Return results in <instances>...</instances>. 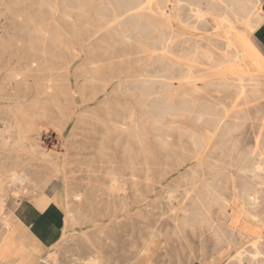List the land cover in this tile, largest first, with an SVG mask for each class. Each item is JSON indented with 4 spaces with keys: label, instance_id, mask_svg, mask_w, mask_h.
Wrapping results in <instances>:
<instances>
[{
    "label": "bare ground",
    "instance_id": "bare-ground-1",
    "mask_svg": "<svg viewBox=\"0 0 264 264\" xmlns=\"http://www.w3.org/2000/svg\"><path fill=\"white\" fill-rule=\"evenodd\" d=\"M97 1L95 10L99 9V12H96L95 26L91 23L90 0H60L61 9H57L56 0H46L43 4L48 10L47 15L52 14L53 17L43 18L41 24L29 21L22 29H12L9 25H5V31L0 34V120L4 122L0 129V139L3 144H7L12 138H17L8 147L9 151L25 150L26 145L23 140L26 139V134L15 129L19 128L22 120L30 114L42 112L53 117L63 115L66 116V123L72 120L75 125L79 122L77 118L87 111L85 108L87 104L108 101L118 107V114L114 116L117 124L109 118L116 131L125 134L128 141L129 138H135L140 148L147 152L150 133L159 144L166 146L167 141L157 131L158 122L163 117L170 119L172 115L177 118L185 115L184 118H188L189 99H191L193 105L196 103L205 108V112L199 113L196 120L204 118L203 122L207 125L209 136L206 135L201 139L190 137L189 142L194 148V156L190 157L185 152L180 153L178 158L172 160L173 165L167 164L166 167L175 165V168H178L185 165L186 160L197 158V161L191 165L200 164L210 169L213 162L207 153L211 140L217 136L221 124L233 113L247 110L237 108L239 104L236 100L241 98L243 103H246L264 96V52L252 42L248 34L234 32L236 29L234 23L237 21L252 24L253 21L263 20L261 0H173L170 8L166 6L167 0ZM201 2L206 5L204 9L198 6ZM216 5L222 6L221 14L213 12ZM154 10L159 11V14H155ZM56 11L75 31L79 30L78 24L81 23L84 24L85 31L93 29L87 38L94 37V33L104 30L116 36L123 44L137 43L138 48L134 53H139L145 57V60L142 61L139 56L130 60L137 66L141 65V71L125 72L126 69L122 67L123 60L116 54L113 55L114 50L103 56L93 54L91 42L68 41L60 45L54 41L53 33L58 29L54 25ZM206 15H215L213 18L219 27L213 29L217 28L218 31H222L221 33L193 36L179 32L173 25L175 20L195 30L199 23L208 22ZM168 16L172 24L169 37L162 31L164 26H160L158 35L154 39L141 31L147 22L165 24L168 22ZM91 24L92 27L89 26ZM211 38L219 39V44L194 42L191 47L176 52L160 49L161 46L156 43L165 39H177L185 43L188 40ZM152 40H156L153 41L155 43ZM158 56L175 58V60L165 59L164 62L163 60L160 62L155 60ZM240 56L251 61L253 70L236 64ZM173 63L181 67V72L176 75L172 73ZM196 63L205 66L204 75L201 76L203 81L201 88L193 81ZM220 71H227L229 75H216V72ZM210 74L216 75L217 80L209 79ZM98 76L101 78L99 79ZM96 80H101V85L91 86ZM210 87L233 89L237 99L231 104H222L207 99L201 102L193 96ZM181 88L184 89L183 93L177 94L175 90ZM111 92L115 94V98L109 97ZM159 93L168 94L171 108L175 109L172 111L178 112L173 114L169 107L159 105L157 103ZM176 97L180 99L178 103L174 100ZM59 101H62V106L57 105ZM132 104H136L137 108L131 107ZM65 105L71 106L69 113L65 111ZM76 110L79 113H76ZM172 121L175 122L176 119L173 118ZM60 134L63 133L60 131ZM178 142L184 141L179 139ZM28 147L32 148L31 145ZM126 148L128 152L131 151L130 145ZM169 148L167 144L165 151L168 154L176 152L175 149ZM35 150L40 157L46 159V154L38 151L37 148ZM249 153L251 155L245 157L238 169L246 170L252 174V177L259 178L255 185L241 186L237 176L233 175L230 177V187L226 184V178L218 184L219 173L208 169L209 172L200 180L202 183L192 189L196 197L204 195L203 198L206 199L205 204L202 202L203 212L197 211L199 214L197 217L194 215L192 205L181 206L179 208L181 213L173 217L175 226L181 230H186L188 226L196 227L197 224L199 230L208 226L211 235L221 247L220 250L240 243L235 247V253L228 264H264V235L258 227L264 225V205L260 206L261 203L258 202L264 194L262 193L264 191V124L257 132ZM134 160V156L129 154L127 164L132 171L138 167ZM29 166L32 164L30 163ZM54 166L55 174L59 173L60 168ZM144 169H149L148 161L144 162ZM8 171L4 180L8 181L9 187L14 184L29 183L32 180L23 168L21 170L12 168ZM144 178L146 181L150 179L147 173ZM129 179L135 183L133 172L129 173ZM111 181L118 182L115 176ZM3 184L0 179V202L7 194L5 192L9 190H3L4 188H1ZM67 187L66 179L59 178L58 188L53 194L42 191L35 197H28V200L39 210L46 206H56L62 198L68 197ZM10 192L15 195L16 189H10ZM21 199L16 198L13 201L20 202ZM121 200H124V197ZM70 216L71 211L67 210V215L63 214L62 219L65 220ZM235 233L240 234V240L242 238L247 240L237 242L234 238ZM83 264H101V261L94 255Z\"/></svg>",
    "mask_w": 264,
    "mask_h": 264
},
{
    "label": "rangeland",
    "instance_id": "rangeland-1",
    "mask_svg": "<svg viewBox=\"0 0 264 264\" xmlns=\"http://www.w3.org/2000/svg\"><path fill=\"white\" fill-rule=\"evenodd\" d=\"M45 1L0 0V34L5 31V25H9L12 29H22L29 21L41 24L43 18L53 17L52 14L47 15L48 10L43 4ZM90 1L91 23L95 26L96 12H99V9L95 10L98 1ZM172 2L173 0H167L166 6L170 8ZM56 4L57 9H61L60 0H56ZM198 6L201 9L206 7L202 2ZM221 7L216 5L213 12L221 14L223 12ZM154 12L159 14L157 10ZM214 16L206 15L208 22L199 23L195 30L175 20L173 25L179 32L193 36L215 35L222 31L213 29V27H219ZM54 17L56 18L54 25L58 29L53 33V40L60 45L68 41L91 42L93 54L103 56L114 50L113 55L116 54L123 60L122 67L126 69L125 72L141 71L142 66H137L130 60L135 56H139L142 61L145 60V57L139 53H134L138 48L137 43L123 44L116 36L104 30L94 33V37L87 38L93 29L85 31L84 24L81 23L78 24L79 30L75 31L59 16L58 11ZM167 21L163 25L147 22L141 31L154 39L158 35L160 26H164L162 31L169 37L172 31L169 16ZM261 22L262 19L253 21L252 24L237 21L234 23L236 27L234 32L248 34L255 43L253 31L260 26ZM92 24L89 26L92 27ZM194 42L216 45L220 41L211 38L188 40L182 43L177 39H165L156 43H159L160 49L165 48L176 52L191 47ZM261 50L264 52L263 49ZM165 59L175 60V58L160 56L155 60L164 62ZM236 64L253 70V65L248 58L240 56ZM204 67L203 64H195L193 81L199 88L203 85L201 76L204 75ZM180 68V65L173 63V75L181 72ZM216 75L226 76L229 72L220 71L216 72ZM216 75L210 74L208 77L216 81ZM101 83V80H96L91 86L97 87ZM183 90L181 88L175 91L178 94ZM159 94L157 95L159 105L169 107L173 114L178 112L172 111L175 109L171 108L168 94ZM193 96L201 102L207 99L222 104H231L237 99L234 90L230 88L210 87ZM109 97L115 98V94L111 92ZM128 97L132 98V96ZM133 99L135 100L134 97ZM174 100L177 103L180 101L178 97ZM189 100L188 118H184L185 115L178 118L172 115L170 119L163 117L157 124L158 133L167 141L166 146L168 144L169 149L176 150L174 154H168L165 151V144H159L151 133L148 137L147 152L140 148L135 138H129L128 141L125 134H119L109 121L111 118L114 124H117L114 116L118 114V107L108 101L87 104L85 106L87 111L77 118L79 122L75 125L72 120L66 123V116L63 115L53 117L42 112L30 114L22 120L19 128L15 129L26 134V139L23 140L26 145L25 150L9 151L8 147L17 138L10 139L5 145L0 139V179L4 183L1 188L9 189L0 202V222L6 221L9 226L11 224L9 217L1 219V214L6 213V202L16 198L35 197L42 191L51 195L57 190L58 180L61 178L67 181L68 197L62 198L56 206L62 210V215H67V210H70L71 216L65 220L62 219L63 236L56 245L45 252L44 257H40L41 264H83L94 255L100 259L101 264H228L235 253V247L240 243L220 250L221 247L211 235V229L208 226L199 230L197 224L196 227L188 226L186 230H181L173 221V217L181 213L179 210L181 206L192 205L194 215L198 217L197 211L203 212L202 204L206 201L203 198L204 195L196 197L192 189L202 183L200 180L209 172V168L202 167L200 164L191 165L197 161V158L186 160L185 165L178 168H175V165L166 167L167 164L173 165L172 160L178 158L180 153L185 152L190 157L194 156V148L189 142L190 137L201 139L206 135L209 136L207 125L203 122L204 118L196 120L199 113L205 112L204 106L196 103L193 105L191 99ZM236 102L239 104L237 108L247 110L233 113L221 124L217 136L211 140L207 153L213 162L209 170L219 173L217 183L220 184L226 178L228 187L231 186V175L237 176L241 186L255 185V182L259 181V178L252 177L250 172L240 170L238 166L245 157L251 155L249 151L254 145L256 134L264 124V96L246 103L238 98ZM57 105L62 106V101H59ZM65 107V111L69 113L71 106L65 105ZM131 107L137 108L136 104H132ZM76 113L79 112L76 110ZM173 118L176 119L175 122L172 121ZM3 125L4 122L0 120V129ZM60 131L63 134H60ZM4 137L7 136L4 135ZM179 139L184 142H178ZM30 145L32 148L28 147ZM129 145L130 152L126 148ZM36 148L46 154V159L40 157ZM129 154L134 156V161L138 165L133 171L127 164ZM145 161H148V170L144 169ZM30 163L32 166H29ZM54 165L60 168L57 174L54 172ZM12 168L20 170L23 168L32 180L29 183L14 184L9 187L8 181L4 178L8 175V170ZM36 172H38L37 175H35ZM130 172L135 174V183L129 179ZM145 173L150 178L148 181L144 178ZM113 176L118 182L111 181ZM10 189H16V194H12ZM123 197L125 201L121 200ZM258 202L261 203L260 206L264 205V194ZM65 203L68 205L65 206ZM258 227L264 235V225ZM239 236L238 233L234 234L237 242L240 240ZM244 240L247 238H242L240 242Z\"/></svg>",
    "mask_w": 264,
    "mask_h": 264
},
{
    "label": "crops",
    "instance_id": "crops-1",
    "mask_svg": "<svg viewBox=\"0 0 264 264\" xmlns=\"http://www.w3.org/2000/svg\"><path fill=\"white\" fill-rule=\"evenodd\" d=\"M261 9L263 20L253 31V40L264 50V0ZM5 211L1 219L9 217L11 224L0 222V264H41L40 257L61 238L62 210L55 205L39 210L22 198L6 202Z\"/></svg>",
    "mask_w": 264,
    "mask_h": 264
}]
</instances>
